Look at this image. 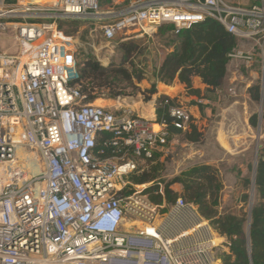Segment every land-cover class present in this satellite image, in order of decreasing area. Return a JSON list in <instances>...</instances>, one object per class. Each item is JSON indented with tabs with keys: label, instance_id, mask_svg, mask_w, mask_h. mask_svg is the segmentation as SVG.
I'll list each match as a JSON object with an SVG mask.
<instances>
[{
	"label": "built area",
	"instance_id": "obj_1",
	"mask_svg": "<svg viewBox=\"0 0 264 264\" xmlns=\"http://www.w3.org/2000/svg\"><path fill=\"white\" fill-rule=\"evenodd\" d=\"M115 1L0 0V264H221L228 242L194 204H155L149 184L129 181L166 151L168 127L190 129L191 112L166 97L167 125L84 103L72 38L58 25L90 20L111 42L131 28L177 36L213 21L250 45L229 63L251 69L261 51L264 70V0Z\"/></svg>",
	"mask_w": 264,
	"mask_h": 264
},
{
	"label": "rangeland",
	"instance_id": "obj_2",
	"mask_svg": "<svg viewBox=\"0 0 264 264\" xmlns=\"http://www.w3.org/2000/svg\"><path fill=\"white\" fill-rule=\"evenodd\" d=\"M229 1L243 6L262 3V0ZM115 2L120 3L114 7L115 10L128 4V0ZM100 6L106 9L112 6V2L100 0ZM61 30L72 38V47L77 61L83 56L90 55L103 67L121 66L123 54L119 48L120 44L130 41L138 42L139 50L125 66L128 69L131 66L138 73H142L143 80L137 84L139 92H133V95L125 99L113 101L99 98L93 103L98 101L103 104L102 107L112 110H129L139 116L141 111L152 110V103L144 101L145 95L141 91L150 90L153 85L157 91L156 74L161 60L171 51L174 40L166 29H157L151 37H146L135 28H131L129 33L119 34L111 42L102 37L98 25L90 20L62 23ZM8 46V43L1 40L0 48ZM238 46L242 49L250 48L249 43L245 41L238 42ZM10 50L13 48L11 47ZM260 53L261 51H257L255 64L248 70L239 63H229L226 78L219 87L221 92L207 91L204 88L200 89L199 98L188 96L184 106L192 111V126L199 136L198 141L190 142L186 139L191 128L171 135L166 151L156 161L157 165L156 163L147 164V161L142 162L135 175L152 168L151 166H157L156 179L149 185L151 184L154 190L155 188L163 190L164 186L170 185L182 173L200 165H209L217 170L221 183L217 211L220 214L247 212L250 207H245L241 201L243 195L251 196L252 186L246 189L245 182L252 183L255 165L259 156L264 154V105L261 106L260 101H252L249 96L251 87L258 85L260 90L262 88L264 70ZM229 89L232 92H229ZM184 94H186L185 91ZM253 116L257 117L255 128H252L249 123ZM223 144L227 148L224 149ZM170 188L178 194L182 191L179 184H173Z\"/></svg>",
	"mask_w": 264,
	"mask_h": 264
},
{
	"label": "trees",
	"instance_id": "obj_3",
	"mask_svg": "<svg viewBox=\"0 0 264 264\" xmlns=\"http://www.w3.org/2000/svg\"><path fill=\"white\" fill-rule=\"evenodd\" d=\"M58 27L62 29V24ZM158 29H166L171 35V26H162ZM172 37H174L172 49L162 59L156 81L166 86H172L177 81L184 86L189 97L199 98L201 95L200 89L193 86L194 78H198L207 91L219 89L227 75L228 54L238 46L236 39L213 21H206ZM119 48L123 54L122 65L119 67L113 65L103 67L90 55L83 56L77 61V78L74 84L85 97L84 103L92 104L99 98L120 100L130 97L133 92H139L137 84L143 80L142 73H138L131 66L130 69L125 66L139 50V43L130 41L120 44ZM141 93L145 95L144 101L148 102L156 94V88L153 85L150 90H143ZM249 96L252 101H260V87L258 85L251 87ZM165 98L157 99L155 117L157 123L165 121L169 125L166 108L162 106ZM249 123L255 128L257 117L253 116ZM192 125L190 126L192 130L186 135V139L196 142L199 136ZM168 129L172 135L179 133L170 127ZM158 158L159 156H156L146 163L157 165ZM151 167L139 175L131 174L130 183L134 186L152 183L156 179L158 168ZM173 184L181 186L180 194L170 188ZM252 185L247 181L244 187L248 189ZM253 187V197L245 194L241 201L245 207H250L252 204L251 210L249 208L247 212L243 211L239 214H220L217 211L221 183L217 170L209 165H200L182 173L170 185L164 186L163 196L159 194L154 196L152 192L159 190L158 188L154 190L151 184L144 193L150 194L151 201L158 205L163 199L166 204H173L179 197L194 204L216 235L228 242L227 251L219 255L221 264H264V154L259 156L256 164ZM128 190L133 189L128 188Z\"/></svg>",
	"mask_w": 264,
	"mask_h": 264
},
{
	"label": "crops",
	"instance_id": "obj_4",
	"mask_svg": "<svg viewBox=\"0 0 264 264\" xmlns=\"http://www.w3.org/2000/svg\"><path fill=\"white\" fill-rule=\"evenodd\" d=\"M193 86H194V88H197V89H204V86L201 84V82L198 78L193 79ZM184 91H185L184 86L179 84L177 81H175L172 86H166L164 84L157 82L156 94L149 101L150 103H152V110L148 111V112L141 111L140 116H142V117H144L150 121L156 120L155 106H156L157 99H159L160 97L171 98V99L175 100L178 104L184 106V104L186 103V101H188V98H189L187 96V94H184ZM186 108L190 112H192L190 108H188V107H186Z\"/></svg>",
	"mask_w": 264,
	"mask_h": 264
},
{
	"label": "water",
	"instance_id": "obj_5",
	"mask_svg": "<svg viewBox=\"0 0 264 264\" xmlns=\"http://www.w3.org/2000/svg\"><path fill=\"white\" fill-rule=\"evenodd\" d=\"M263 96H264V89L261 91V99H260V105L262 106L263 104ZM257 164V163H256ZM255 170H256V165H255V168H254V171H253V181H252V184L254 185V180H255ZM252 185V194H251V197H253V192H254V187ZM251 206L252 204H250V210H251ZM249 221H250V212H249ZM250 223V222H249Z\"/></svg>",
	"mask_w": 264,
	"mask_h": 264
},
{
	"label": "bare ground",
	"instance_id": "obj_6",
	"mask_svg": "<svg viewBox=\"0 0 264 264\" xmlns=\"http://www.w3.org/2000/svg\"><path fill=\"white\" fill-rule=\"evenodd\" d=\"M105 58V57H104ZM103 63V62H102ZM105 67V66H104ZM103 100V99H102ZM95 106H103V104H100V103H98V101H96L95 103H93ZM155 128H156V126H155ZM234 129H236V128H234ZM234 134V133H233ZM220 138V137H219ZM227 139V138H226ZM225 140V139H224ZM223 141V140H222ZM221 141V142H222ZM226 142V141H225ZM223 146V148L225 149V148H227V146L226 145H222ZM21 158H24V155H21L20 156ZM27 163V164H26ZM26 163H24V165L27 167V169H28V167H29V164H28V161H26ZM219 240L217 241V243H219L222 239H220V238H218Z\"/></svg>",
	"mask_w": 264,
	"mask_h": 264
}]
</instances>
